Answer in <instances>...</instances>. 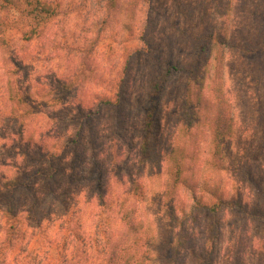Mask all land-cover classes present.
Masks as SVG:
<instances>
[{"label":"rangeland","instance_id":"374dc122","mask_svg":"<svg viewBox=\"0 0 264 264\" xmlns=\"http://www.w3.org/2000/svg\"><path fill=\"white\" fill-rule=\"evenodd\" d=\"M45 1L59 13L41 33L25 41L8 30L10 47H0V184H23L10 192L15 217L0 212V264H92L96 237L109 245L125 237L120 217L136 205L129 184L147 93L166 63L188 66L210 33L257 51L213 47L216 59L190 87L199 120L190 135L176 134V145L189 138L209 150L207 133L229 134L222 156L205 151L187 178L218 184L224 196L235 190L244 207L264 212V0ZM187 78L183 71L169 79L160 95L161 159L184 117ZM21 99L33 115L21 116ZM164 178L163 170L153 186ZM216 219L215 264H264V219L227 210ZM99 227L105 233L95 235ZM190 261L180 255L173 264Z\"/></svg>","mask_w":264,"mask_h":264},{"label":"trees","instance_id":"16d2710c","mask_svg":"<svg viewBox=\"0 0 264 264\" xmlns=\"http://www.w3.org/2000/svg\"><path fill=\"white\" fill-rule=\"evenodd\" d=\"M110 4L114 6L115 0H110ZM58 13L59 4L55 2L0 0V47L3 49L10 47L8 30L18 29L22 40H31L37 37L42 28ZM219 45H225L244 54H254L257 51V48L252 46L228 44L225 38L218 40L214 34L210 33L201 39L197 49L192 53L188 66L184 67L177 62L166 63L159 78L151 84L144 108L142 136L138 147L139 156L129 184V192L132 193L136 205L124 213L121 212L120 219L126 227L125 237L121 241L118 240L109 245L108 240L105 243L95 238L97 247L95 261L96 259L97 261L92 264H173L178 262L180 255L188 256L191 261L187 264H215L217 235L221 233L216 219L219 212L235 211L253 217L257 221L264 219V212L258 208L248 209L242 205L239 192L234 190L232 195L224 196V191L218 184L208 186V183L201 182L199 186H195L188 180L190 176L187 178L188 172L205 151H209L213 158L222 156L221 146L226 133L216 134L214 138L205 133L213 143L209 150L195 146V141L189 138H186L182 144L176 145L178 137L176 134H179L181 130L185 136L190 135L191 129L199 120L194 112L195 105L191 99L190 87L193 80L202 81L206 76V69L216 59L213 55V47ZM183 71L188 76L183 97L184 117L182 122L180 120L175 126L169 139L170 146L161 159L159 147L163 133L158 116L159 99L164 84ZM214 72L212 71L211 74L214 75ZM12 76L14 73L6 82L7 90ZM70 84L64 85L66 91H70L72 86ZM28 97L29 94L26 95L27 99ZM222 98L224 99L223 94ZM11 99L14 101L15 96H11ZM50 101L54 104L56 101L64 102L57 98H50ZM19 103L27 106L23 99L19 100ZM63 105H67V100ZM10 115L19 116L14 109H11ZM25 115L21 116L33 115V107L27 106ZM207 123L208 130L212 129L214 132L216 124L219 125V117L214 116L208 119ZM215 139H218V142H215ZM214 165L216 166L215 163ZM163 170L165 174L163 184L153 186L155 179L163 174ZM115 180L121 181L117 177ZM18 185L23 186L18 181L0 184V212L9 219L16 215L10 192ZM1 188L5 190L2 191ZM71 194L74 198L76 197L74 192ZM2 203L4 206H1ZM122 207L123 203L120 201L119 213ZM53 217L52 214L46 216L41 220V225ZM94 230L95 235L101 231L105 233L100 227Z\"/></svg>","mask_w":264,"mask_h":264}]
</instances>
